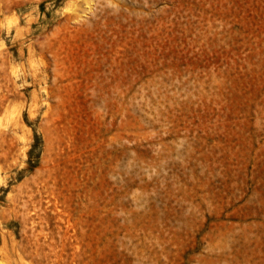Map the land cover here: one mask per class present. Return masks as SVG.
Listing matches in <instances>:
<instances>
[{"label": "rangeland", "instance_id": "1", "mask_svg": "<svg viewBox=\"0 0 264 264\" xmlns=\"http://www.w3.org/2000/svg\"><path fill=\"white\" fill-rule=\"evenodd\" d=\"M0 264H264V0H0Z\"/></svg>", "mask_w": 264, "mask_h": 264}, {"label": "bare ground", "instance_id": "2", "mask_svg": "<svg viewBox=\"0 0 264 264\" xmlns=\"http://www.w3.org/2000/svg\"><path fill=\"white\" fill-rule=\"evenodd\" d=\"M9 1H11V0H9ZM89 3H91V2H89ZM90 6H88V8H89Z\"/></svg>", "mask_w": 264, "mask_h": 264}]
</instances>
